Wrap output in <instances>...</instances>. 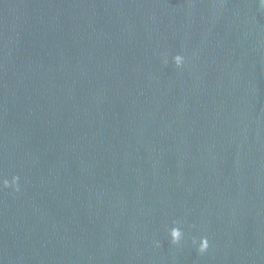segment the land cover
Returning a JSON list of instances; mask_svg holds the SVG:
<instances>
[{"label": "water", "instance_id": "1", "mask_svg": "<svg viewBox=\"0 0 264 264\" xmlns=\"http://www.w3.org/2000/svg\"><path fill=\"white\" fill-rule=\"evenodd\" d=\"M14 177L0 264H264L260 0H0Z\"/></svg>", "mask_w": 264, "mask_h": 264}, {"label": "clouds", "instance_id": "2", "mask_svg": "<svg viewBox=\"0 0 264 264\" xmlns=\"http://www.w3.org/2000/svg\"><path fill=\"white\" fill-rule=\"evenodd\" d=\"M260 6L261 8H264V0H260ZM173 62L176 65V67L179 68L184 64V58L181 55H176L173 58ZM10 187L16 191H19L18 178L16 177L12 178L11 182H9L8 179L0 180V189H7ZM169 236H170L172 244L174 245L179 244L181 240L183 239V232L178 226H173L169 231ZM192 243L196 245L197 241L193 240ZM208 248H209L208 240L206 238H202L198 243V252L200 254H204L205 252H207Z\"/></svg>", "mask_w": 264, "mask_h": 264}]
</instances>
